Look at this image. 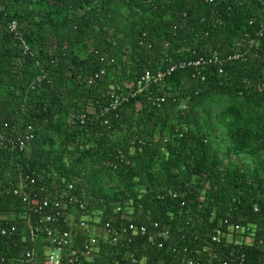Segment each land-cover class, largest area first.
Masks as SVG:
<instances>
[{
    "label": "trees",
    "instance_id": "trees-1",
    "mask_svg": "<svg viewBox=\"0 0 264 264\" xmlns=\"http://www.w3.org/2000/svg\"><path fill=\"white\" fill-rule=\"evenodd\" d=\"M35 195L72 264H264V0H0V264Z\"/></svg>",
    "mask_w": 264,
    "mask_h": 264
},
{
    "label": "built area",
    "instance_id": "built-area-1",
    "mask_svg": "<svg viewBox=\"0 0 264 264\" xmlns=\"http://www.w3.org/2000/svg\"><path fill=\"white\" fill-rule=\"evenodd\" d=\"M10 29L12 31L17 30V26L12 24L10 25ZM234 58H238V55H236ZM199 64V61L195 62H188V63H183L181 67H194ZM171 69H174L175 67L172 66L170 67ZM170 68L168 70L170 71ZM165 76V74L159 73L157 74L156 77H152L151 74H147L145 77V80L148 82L150 80H155V81H161L162 78ZM163 100V99H162ZM115 102L114 104H116ZM32 136L30 134H27L25 137V140H21V145L22 147L24 146V143L28 140H31ZM31 183H35L34 179H31ZM71 188V186H70ZM21 191V192H20ZM23 196V199L25 202H29L28 194L24 192L23 190L17 191ZM34 199L36 201L35 204H32V208L36 213L41 214L42 219H40L39 223L35 225V231L40 229L47 237V239L51 242V248L50 251L46 254V258L43 261L42 264H72L74 261H78L80 259V255L87 259L91 260L95 252L98 250V241L94 237L95 235L91 234V236L88 237L87 240L82 244V252L80 254L79 251L74 250L72 253H65V249L71 246V234L68 231H58L56 228H53L49 225V223L56 222V219L61 217V210L62 209V204L58 201L52 202L53 206H50V201L48 200H40L38 199L37 195L34 196ZM73 197L69 200L71 203L73 201ZM38 200V201H37ZM81 207H83L81 205ZM51 210L53 212H49L48 210ZM54 209V210H53ZM157 227V225H156ZM110 224H106V230L104 231L106 234L110 232L109 230ZM15 227L11 228V232H15ZM235 229H239L238 226L235 227ZM6 230L3 231L5 233ZM145 229H142V232H144ZM86 233L89 234L88 231H85ZM32 234H34V231L32 229ZM90 235V234H89ZM221 232L218 230L217 235L213 237L214 241H219ZM27 258L30 260V262H34L35 256L31 252H27L26 254ZM135 262V260L133 261ZM112 264H119V262H114ZM121 264H131V263H121Z\"/></svg>",
    "mask_w": 264,
    "mask_h": 264
},
{
    "label": "rangeland",
    "instance_id": "rangeland-1",
    "mask_svg": "<svg viewBox=\"0 0 264 264\" xmlns=\"http://www.w3.org/2000/svg\"><path fill=\"white\" fill-rule=\"evenodd\" d=\"M98 217H99V216H96V213H94L91 217H87V218H85V219L89 221L88 223H91V221H90L91 219H93V220H98V219H97ZM86 229L88 230V232H89L90 235H91V234L96 235V234L98 233V230H97L94 226H92V227H88V226H87ZM248 240H249V239H248ZM49 251H50L49 248L46 249V250H45L46 254H47Z\"/></svg>",
    "mask_w": 264,
    "mask_h": 264
}]
</instances>
